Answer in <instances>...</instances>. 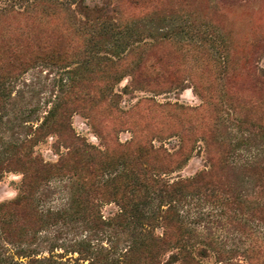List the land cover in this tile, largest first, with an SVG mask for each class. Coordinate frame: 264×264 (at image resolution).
Instances as JSON below:
<instances>
[{
    "label": "rangeland",
    "instance_id": "rangeland-1",
    "mask_svg": "<svg viewBox=\"0 0 264 264\" xmlns=\"http://www.w3.org/2000/svg\"><path fill=\"white\" fill-rule=\"evenodd\" d=\"M104 2L109 28L82 25L84 5ZM260 68L264 0H0V203L18 197L35 159L55 163L67 151L68 123L98 160L144 148L149 168L190 138L189 159L172 164L170 179L210 167V156L264 167ZM73 181L47 183L41 207H66ZM232 183L235 193L251 186L242 175ZM180 207L186 224L217 245L264 236V222L227 203L189 198ZM100 210L107 217L118 205L103 201ZM69 219L22 246L5 240L0 222V264H89L71 251L86 227ZM21 247L37 255L20 257Z\"/></svg>",
    "mask_w": 264,
    "mask_h": 264
},
{
    "label": "trees",
    "instance_id": "trees-1",
    "mask_svg": "<svg viewBox=\"0 0 264 264\" xmlns=\"http://www.w3.org/2000/svg\"><path fill=\"white\" fill-rule=\"evenodd\" d=\"M80 13L82 25L94 22L109 28L106 22L112 19V10L106 3L84 5ZM256 78L264 83V69L258 70ZM64 126L60 140L67 151L55 163L35 159V166L23 172L18 197L0 203V222L10 232L5 240L30 245L42 231L70 218L82 223L88 233L71 251L89 264H210L205 261L210 256L213 264H264V236L241 248L217 245L221 241L195 233L186 224L180 207L189 198L224 202L230 209L239 208L240 214L264 222V167L240 164L230 154L212 163L214 157L210 156V167L191 177L170 179L165 176L174 171L172 164L177 169L189 159L184 147L190 138L181 137L173 154L163 150L161 166L149 168L144 148L121 154L120 159L107 155L102 162L93 146L79 139L69 123ZM239 175L251 186L235 193L232 181ZM68 176L74 180L68 205L44 210L40 199L46 184ZM103 201L115 202L118 211L103 216ZM158 228L162 231L157 232ZM18 255L30 257L37 251L21 247Z\"/></svg>",
    "mask_w": 264,
    "mask_h": 264
}]
</instances>
